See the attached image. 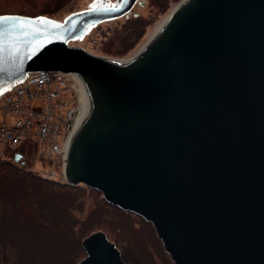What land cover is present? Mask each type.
Listing matches in <instances>:
<instances>
[{"label": "water", "instance_id": "obj_1", "mask_svg": "<svg viewBox=\"0 0 264 264\" xmlns=\"http://www.w3.org/2000/svg\"><path fill=\"white\" fill-rule=\"evenodd\" d=\"M138 2L0 14V95L74 73L87 105L59 181L150 222L174 264H264V0H183L127 61L69 45ZM82 244L78 264H134L103 231Z\"/></svg>", "mask_w": 264, "mask_h": 264}, {"label": "trees", "instance_id": "obj_2", "mask_svg": "<svg viewBox=\"0 0 264 264\" xmlns=\"http://www.w3.org/2000/svg\"><path fill=\"white\" fill-rule=\"evenodd\" d=\"M141 16L131 12L123 17L120 31L125 34L111 36V43H131L134 32L138 37V29L145 25ZM17 152L23 157V152L30 155L31 145L22 147V152L19 147L12 160L0 158V264H78L87 255L83 240L95 231L105 232L125 261L142 264L141 260L128 257L124 246L107 229L83 225L80 214L87 197H92L100 207L108 206L134 219L142 220L141 217L108 203L94 189L42 177L31 169L27 158L19 164L14 162ZM158 242L174 264L160 239Z\"/></svg>", "mask_w": 264, "mask_h": 264}, {"label": "rangeland", "instance_id": "obj_3", "mask_svg": "<svg viewBox=\"0 0 264 264\" xmlns=\"http://www.w3.org/2000/svg\"><path fill=\"white\" fill-rule=\"evenodd\" d=\"M91 1L92 0H0V14L15 13L39 15L50 13L53 14L51 17L62 20L71 12L87 8ZM182 1L183 0H165L163 2L160 0L157 5L156 2H158V0H144V3H142L143 0H139L132 10V13L142 14L141 18L144 20L145 25L138 29V32H140L138 37L137 32H134L131 36V43L123 41L118 45L110 41L111 36L117 33V35L123 33L120 31V22L123 18H120L98 25L84 38V40L74 41L71 44L83 46L90 53L96 55L130 60L152 39L159 25ZM29 145H31L32 154L28 155L26 152H23L24 157L22 156V158H20L21 162L27 158L31 164V168L38 170L52 167L48 162H41L37 159L36 146H34L35 144L33 142L25 143L20 146L21 152L22 147L27 148ZM13 154L14 152L4 149V155L0 154V158L12 160ZM20 161L17 163L19 164ZM56 167L57 171L60 172L58 164ZM87 199L84 210L80 214V221L83 225L87 227L93 226L95 229H107L124 246L128 257L141 260L142 264H172L168 256L161 251L158 235H155V231L150 222L142 217V220L130 218L124 213L111 209L108 206L100 207L98 204H94L92 197H87Z\"/></svg>", "mask_w": 264, "mask_h": 264}, {"label": "built area", "instance_id": "obj_4", "mask_svg": "<svg viewBox=\"0 0 264 264\" xmlns=\"http://www.w3.org/2000/svg\"><path fill=\"white\" fill-rule=\"evenodd\" d=\"M86 105L85 87L74 73L28 71L24 81L0 95V154L33 142L37 159L52 167L31 169L48 179L66 180L72 133Z\"/></svg>", "mask_w": 264, "mask_h": 264}, {"label": "snow or ice", "instance_id": "obj_5", "mask_svg": "<svg viewBox=\"0 0 264 264\" xmlns=\"http://www.w3.org/2000/svg\"><path fill=\"white\" fill-rule=\"evenodd\" d=\"M15 19L14 17H8V16H0V21H8V20H12ZM41 22H44L45 18L40 17L38 18ZM18 23H23V21H18ZM4 34L3 30H0V36H2ZM0 51H3V44L0 43Z\"/></svg>", "mask_w": 264, "mask_h": 264}, {"label": "bare ground", "instance_id": "obj_6", "mask_svg": "<svg viewBox=\"0 0 264 264\" xmlns=\"http://www.w3.org/2000/svg\"><path fill=\"white\" fill-rule=\"evenodd\" d=\"M162 23H163V22H162ZM162 23H161V24H162ZM161 24H160V25H161ZM160 25H159V26H160ZM158 28H159V27H158ZM158 28L156 29V31L158 30ZM156 31H155V33H156ZM155 33H154V35H155ZM154 35H153V36H154ZM152 38H153V37H152ZM71 43H72V42H71ZM71 43H69V45H72ZM125 61H127V60H125Z\"/></svg>", "mask_w": 264, "mask_h": 264}]
</instances>
